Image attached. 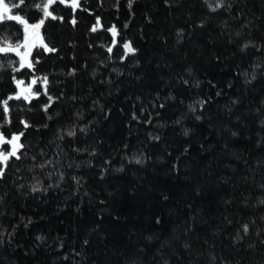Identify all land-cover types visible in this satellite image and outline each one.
Wrapping results in <instances>:
<instances>
[{"label": "trees", "instance_id": "1", "mask_svg": "<svg viewBox=\"0 0 264 264\" xmlns=\"http://www.w3.org/2000/svg\"><path fill=\"white\" fill-rule=\"evenodd\" d=\"M39 2L11 14L35 24ZM50 10L63 19L36 37L56 51L34 47V72L0 53V101L19 91L14 75L46 76L53 97L9 101L11 124L0 108V132H23L26 153L0 179V264H264V0ZM23 27L0 24V47Z\"/></svg>", "mask_w": 264, "mask_h": 264}, {"label": "snow or ice", "instance_id": "2", "mask_svg": "<svg viewBox=\"0 0 264 264\" xmlns=\"http://www.w3.org/2000/svg\"><path fill=\"white\" fill-rule=\"evenodd\" d=\"M59 3L61 5H67L70 6L73 10V12H75L78 8L81 7V0H40L39 3H36L34 5L35 9H37L38 11H40L42 13V18L35 24H28L27 20L22 18L21 15L19 14H11L12 9L13 8H20L22 6L25 5V0H17L16 3H11L10 0H0V24H4L5 22H19L21 25H23V40L22 42H18L15 46H13L12 44H6L3 47H0V53L3 54H7V53H11V52H15L17 56H19V61H12L11 64L15 65L16 63L19 64L18 67L13 66V72H20L22 69H24L25 67H27L29 70L33 71L35 70V65L34 63L28 59V57L31 56L32 54V49L34 47H43L44 51L46 52H54L56 51L54 48H50L48 47L46 44L43 43V41H37V39H35V36H38L39 34V29L44 25L45 20L48 18H51L53 20L56 19H63L62 17H57L53 14V11L50 10L52 9L53 5H55L56 3ZM133 3V0H128V5L129 7H131ZM205 3L209 5V8L211 11L215 12L218 11L219 9L223 8L225 6V0H215V4L213 6L212 3H210V0H205ZM230 6V5H229ZM71 23L73 25H75L76 23V19L73 18L71 20ZM99 18H97V25H94L91 29V31L95 32L97 31V28L99 27ZM32 30V32L30 33L29 30ZM109 31L112 32L113 36L115 37L117 35L115 26H113L111 29H109ZM7 39V38H5ZM250 46V42L246 43L243 45V49H246ZM24 48L26 51L21 53L20 52V48ZM122 47L125 49V53L123 54L124 57H127V55L129 54H134L135 53V49L132 47L130 42L124 43L122 45ZM109 53H112L113 48L109 47L108 49ZM40 53H37V55H39ZM36 63H39V60L35 61ZM3 67V64H0V68ZM245 75H247V73H245ZM253 79H255V76H253ZM13 80L15 82V84L17 85V87L19 88V91L15 92L14 95H9L6 99H4L3 101H0V108H2L3 114L5 115V122L7 124H11V119L9 118V113H10V108H9V101L12 100H16V101H20L21 99L23 101H26L28 103H31L32 99H39V96L41 94L48 96V100L51 102L53 101V97H51L48 94L47 91V85L49 83L48 78L45 77H34L31 79V84L24 87V81L17 79L16 76H13ZM38 82H40L43 87H44V91L43 93H41L40 91H33L32 86L36 85ZM250 82V81H249ZM185 83H187V81H185ZM203 103L205 102H201V106L203 105ZM163 105H161L162 107ZM51 107V103L46 104L43 106V111L45 113L48 112V109ZM194 110V109H193ZM135 118V117H134ZM199 118V117H198ZM49 119H51V117H49ZM21 124H23L24 128H28L31 125L25 121V120H21L20 121ZM262 126H264V121L261 122ZM3 125L0 124V128H2ZM86 129L85 128H81L80 132H85ZM76 130L75 129H70L66 132V135L68 137H75L76 136ZM187 131L185 132V135H187ZM24 135L23 132H20L18 134L14 133L11 135V138H7L5 137V135L3 134V132H0V179H3L6 172V168L8 167L9 161L12 158H15L16 160L21 159V157L23 155H26V153L23 151V149L25 148V145L23 143H21V137ZM233 135H235V133H233ZM61 139H63V135L60 137ZM4 144L10 145V150L5 151L4 148L2 147ZM76 151H79V149H76ZM33 159H35V157H33ZM137 163H140L139 160L136 161ZM52 161H46L45 163H42L39 165V167L41 169L47 167L49 164H51ZM61 179H63V174H61ZM75 179V178H74ZM79 181H77L78 183ZM31 190L33 192H38L40 191V187L39 186H32ZM261 203H264V200L260 201ZM243 231L245 233H247L249 231V227L247 224L243 225Z\"/></svg>", "mask_w": 264, "mask_h": 264}, {"label": "rangeland", "instance_id": "3", "mask_svg": "<svg viewBox=\"0 0 264 264\" xmlns=\"http://www.w3.org/2000/svg\"><path fill=\"white\" fill-rule=\"evenodd\" d=\"M29 31H30V33L32 32V30H31V29H30ZM34 38H35V39H37V37H36V36H35Z\"/></svg>", "mask_w": 264, "mask_h": 264}]
</instances>
